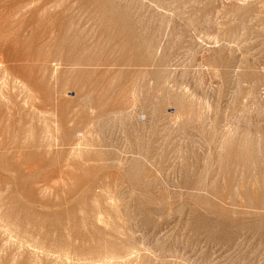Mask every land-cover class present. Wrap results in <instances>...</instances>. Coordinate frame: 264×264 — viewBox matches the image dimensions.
<instances>
[{
    "label": "rangeland",
    "instance_id": "374dc122",
    "mask_svg": "<svg viewBox=\"0 0 264 264\" xmlns=\"http://www.w3.org/2000/svg\"><path fill=\"white\" fill-rule=\"evenodd\" d=\"M0 264H264V0H0Z\"/></svg>",
    "mask_w": 264,
    "mask_h": 264
},
{
    "label": "bare ground",
    "instance_id": "6f19581e",
    "mask_svg": "<svg viewBox=\"0 0 264 264\" xmlns=\"http://www.w3.org/2000/svg\"><path fill=\"white\" fill-rule=\"evenodd\" d=\"M104 255H105V254H104ZM103 257H104V256H103ZM106 257L108 258V256H106ZM111 258H112V257H111ZM112 260H113V259H112ZM106 261L108 262V260H105V262H106ZM110 261H111V260H110ZM113 261H114V260H113Z\"/></svg>",
    "mask_w": 264,
    "mask_h": 264
}]
</instances>
